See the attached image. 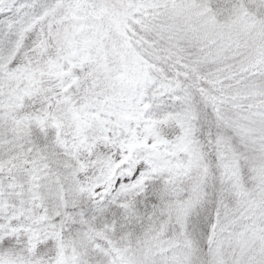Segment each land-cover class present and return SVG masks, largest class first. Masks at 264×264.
Returning <instances> with one entry per match:
<instances>
[{
    "label": "snow or ice",
    "instance_id": "6c2138e0",
    "mask_svg": "<svg viewBox=\"0 0 264 264\" xmlns=\"http://www.w3.org/2000/svg\"><path fill=\"white\" fill-rule=\"evenodd\" d=\"M0 264H264V0H0Z\"/></svg>",
    "mask_w": 264,
    "mask_h": 264
}]
</instances>
